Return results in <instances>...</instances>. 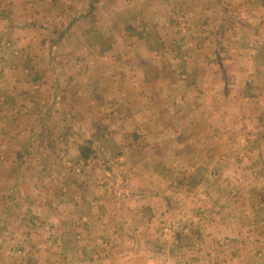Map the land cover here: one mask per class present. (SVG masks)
<instances>
[{
    "label": "rangeland",
    "instance_id": "rangeland-1",
    "mask_svg": "<svg viewBox=\"0 0 264 264\" xmlns=\"http://www.w3.org/2000/svg\"><path fill=\"white\" fill-rule=\"evenodd\" d=\"M1 2L0 16L14 14L18 17L15 18L18 24L26 25L29 22L26 15L34 13L33 16H36L40 4L47 1ZM263 2L264 0H63V9L60 8L61 5L57 9L54 7L56 11L53 8V12L59 15L67 13L72 18H81V24L77 25L79 32L85 31L84 34L91 36L80 43H84L86 47L89 45L94 50L110 49L104 59L105 66L109 68L108 64H119L120 73L125 72L121 73V81L115 83L117 86L112 84L111 89L107 90L108 107L105 106V113L124 109L140 113L139 116H131L129 120H116L107 116L106 119L95 122L69 121L68 131L73 134L70 140L78 137L83 144L93 148L89 158L93 163L90 174L98 178L104 176V180L109 182L110 194H115L116 189L121 188L118 187L120 182L152 178L154 190L163 200L158 205L159 210L166 211L163 215L157 212L158 216L157 206L149 205L144 209L147 217L139 222L130 216H111L103 224L108 225L106 229L100 227V220H97L98 225L93 233H88L90 242L81 231L76 235L78 241L84 242L82 245L73 239V232L66 231V226L65 230L62 228L61 217L47 215L40 218L28 236V246L35 240L47 246L46 257L51 258L43 260V264H172V260L177 257L181 261H186L187 257L190 262L197 258L201 264L202 260L208 259L230 260L234 250L216 242V234L212 232L218 229L217 224L220 222L224 228L233 224L231 218L227 222L219 215L226 208L236 206L239 210L245 208L247 203L249 208H264V152L257 150L263 140L249 134L254 128L251 116L264 110L262 100L253 103L249 101L252 91L245 88L238 89V97L234 101L225 97L216 101V97L210 95H205V99L192 86L177 87L180 74H169V36H177L182 22L189 24L190 21L203 19L212 23L219 21L221 26L228 27L232 18L235 24L238 22L237 28L240 24L242 28H246V16H252L251 21L257 18L262 21ZM31 22L42 25L43 21L39 19ZM18 24L0 23V39L4 40V35L9 38L19 35ZM255 24L253 27L257 32H252L253 35L262 34L259 21ZM233 26L235 25L232 24V30ZM247 30L250 34L251 31ZM247 35L239 38V42L244 44ZM43 39L42 43L33 46V50L41 52L44 57H25L21 47H18L16 53L14 44L9 46L8 39L7 42L1 41L0 162L7 160L9 134L22 130L21 126L16 129L17 116H20V120L25 116L21 112L22 106H26V102L30 100H36L38 96H48L52 92L41 89V82L53 79V69L45 53L57 46H54L55 40L50 41L46 37ZM186 45L183 44L181 49ZM179 48L173 51V55L181 50ZM53 59L51 58L52 64L65 61L60 57ZM66 59L69 60L70 57ZM244 62L245 60L242 64ZM133 63L152 67L146 74H134L133 77V71L128 73L133 69ZM13 64L19 70L22 66L32 68L33 65L40 64L43 71H48L44 72L40 83H36L35 86L39 87H34L33 83L30 85L29 81L25 82L26 74L18 73L13 67L12 70L9 68ZM7 65L9 71L5 70ZM178 69H181L180 66ZM29 74L30 79H35L34 71ZM143 75L147 80L146 85L141 83L137 88L138 84L135 83H139L138 79H143ZM169 82L173 84L169 85ZM123 83L124 88L120 87ZM183 91L186 93L184 98ZM123 98L125 100L121 101ZM213 99L216 104L207 102ZM16 111L20 113L16 114ZM88 126L93 127V130L98 128L99 134L93 131L96 133L92 136L93 132L89 130L92 128ZM80 132L83 135L79 138L76 134ZM105 133L110 134L104 136ZM43 140H48L47 136H43ZM55 170L59 173L55 177H60L66 183H70L81 173L75 170V174L70 167L65 169L63 166ZM83 175L85 174L82 173L81 176ZM54 191L58 194L60 190L55 187ZM61 192H64L63 189ZM54 207V212L64 209L59 201L55 202ZM169 208L176 214L169 215ZM71 221L73 218H69V226L73 225ZM149 224L154 232L146 228ZM49 225L55 227L50 228ZM138 228L145 231L141 237L137 232ZM224 233L225 236L220 238L229 243L230 235ZM2 237L0 242L5 249L0 257H8L7 252L13 254L12 249L15 247H18L16 251L22 248L23 253H17L19 257H29L31 249L24 247L21 237L20 241L12 238L7 229L3 231ZM93 240L94 244L89 246ZM196 245L201 248L197 249ZM32 256L35 260L27 264H39L40 256Z\"/></svg>",
    "mask_w": 264,
    "mask_h": 264
},
{
    "label": "crops",
    "instance_id": "crops-1",
    "mask_svg": "<svg viewBox=\"0 0 264 264\" xmlns=\"http://www.w3.org/2000/svg\"><path fill=\"white\" fill-rule=\"evenodd\" d=\"M44 1L47 2L40 4L36 16H33L34 13L26 15L29 19L26 25L18 24L15 19L18 17L14 14L0 16V23L20 26L19 35L11 38L4 35V40L0 39V44L1 41L7 42V39L10 42V44L7 43L9 46L14 44L16 53H18V47H21V51L26 53H23L25 57L43 56L41 52L33 50L34 45L44 41L43 37L50 41L55 40L54 46H57L45 53L53 69V79L41 82V89L52 92L48 96H38L36 100H30L26 102V106H22L21 112L25 116L21 120L20 116H17L16 126V129L21 126L22 130H18L15 134H9L10 146L6 147L7 160L0 162V241L3 238V231L7 229L12 238H17L18 241H20V237L22 238L21 241L25 243L24 247L31 249L30 255L27 258L19 257L17 253H23L21 252L22 248L16 251L18 247H15L12 249L13 254L7 252L8 257H0V264H27L35 260L32 255L40 256L38 257L39 264H43L45 260L51 258L46 257L47 246L44 243L41 244L35 240L28 246L30 232L35 229L38 220L47 215L61 217L60 225L64 230L66 226V231L73 232V239L76 241H78L76 235L78 236V232L81 231V234L86 236L84 238L90 242L91 239L88 238V235L92 234L95 226L98 225L97 220H100V227L106 229L108 225L104 226L103 224L105 221H109L108 218L111 216L122 218L130 216L139 222L144 219L143 217H147L144 214V209L149 205L157 206L156 213L164 214L166 211L159 210L158 205L163 200L159 194H156L158 192L154 190L152 178L120 182L118 187L121 188H117L115 194H110L111 188L109 182L104 180V176L98 178L90 174L93 163L92 159L83 160L80 151L83 142L77 139L78 137L70 140L73 134L68 131L67 123L69 121L95 122L106 119L107 116H112L116 120H129L131 116L136 117L140 113L137 110L129 112L126 109L120 110V112L114 110L113 113H105L104 109L108 103L109 95L107 90L111 89L112 84L119 83L121 73L125 72L120 73L119 64H108L109 68L105 66L104 59L110 49H108L109 51H99L80 43L91 36L88 33L84 34L85 31L79 32L77 25L81 24L79 21L81 18H72L67 13L59 15V13L53 12L55 8L62 6L63 0ZM60 8L63 9V6ZM261 8L264 11V2ZM43 17L46 18L43 19ZM249 18L250 15L246 16V28H242L241 24L237 28L238 22L235 24V20H231L232 18H230L228 27L221 26L219 21L212 23L205 19L190 21L189 24L182 22L177 36L172 38L169 36V74H180L179 84L177 83L176 86H192L199 90V94L205 99L207 98L205 95H210L216 97V101L222 97L234 101L238 97V89H249L252 91L249 101L253 103L262 100L264 109V23L262 22L264 17L262 21L258 18L251 21V16L248 22ZM39 19L43 21L42 25L31 22L39 21ZM258 21L263 32L260 35H253L252 32H257L253 26ZM232 24L235 25L233 30L231 29ZM247 29L251 31V35L248 34ZM245 35H247L246 42L242 44L239 42V38H243ZM185 43L187 45L181 49ZM221 47L225 49L223 50ZM178 48L181 50L173 55V51ZM228 48H231L230 51L227 50ZM58 57L64 58L65 61L60 60L52 64L51 58L56 60ZM66 57L72 58V61L67 60ZM116 57L119 58L118 55ZM244 60L245 62L242 64ZM132 66L133 69L129 67L132 70L127 71L128 73L133 71L134 73L131 74L133 77L134 74H139V76L141 73L146 74L147 70L152 67L134 63ZM178 66L181 69H178ZM9 68L26 74L25 82L29 81L30 85L33 83L34 87H39L35 86L36 83L39 84L42 77L44 78V72L48 71H43L40 64L33 65L32 68L22 66L19 67L20 70L13 64ZM5 70H8V65L5 66ZM32 71L35 72V79H30L29 73ZM109 74L111 75L108 76ZM174 79L172 76V80ZM138 81L139 83H135V85L138 84L137 88L141 83L146 85L145 75ZM124 83L120 87L124 88ZM172 84L169 82V85ZM185 95L186 93L183 91L182 97L184 98ZM256 97L258 98L254 99ZM124 100L125 98L121 101ZM207 102H210L211 105L212 103L216 104L214 99ZM263 112L264 110H260L251 118L249 116L251 123L254 124V128L250 130L249 134L262 138L263 143L257 149L261 152H264ZM18 113L20 112L16 111V114ZM95 127L97 126L95 125ZM88 128H92L89 129L92 132L98 131V128H94V130L93 127L88 126ZM96 132H93L92 136ZM97 134L99 133L97 132ZM108 134L110 133H105L104 136ZM78 135L80 138L83 133L76 134V136ZM43 136H47L48 140L44 141ZM61 166L65 169L70 167L75 174V170L81 173L77 174V177L70 183L63 182L60 177H55L59 174L55 169ZM82 173L85 175L81 176ZM131 185L135 188L130 187ZM55 187L58 188V191L60 190L58 194H55ZM62 189L64 192H61ZM56 201L64 205V209L60 208V212H54ZM251 201L254 204L253 199ZM246 205L245 208L239 210L238 207L231 206L224 212H220L219 215H222L223 220L228 222L231 218L233 224L224 228L220 222L217 224L218 229H214L212 232L216 234V242L234 250L230 260L208 259L202 260L203 264H264V208L255 209L249 208L248 203ZM170 208L169 215L176 214ZM157 215L159 216L158 213ZM69 218H73L71 221L73 225H68ZM56 225L59 227V224ZM151 226L149 224L146 228L154 232L150 228ZM49 227L54 228L55 226L49 225ZM137 232L141 237L145 231L143 228H138ZM224 232L230 235L229 243L220 238L225 236ZM221 233L224 234L220 235ZM243 234L245 235L243 236ZM78 242L81 245L84 243ZM92 244H94V240L89 246ZM171 246L176 247L173 244ZM196 246L197 249L201 248L200 245ZM138 247H140V243ZM4 249V244L0 242V254ZM171 258L173 259V257ZM177 258L172 260V264H201L197 258H193L195 261L191 262L187 257H185L186 261ZM209 260L211 261L208 262Z\"/></svg>",
    "mask_w": 264,
    "mask_h": 264
},
{
    "label": "trees",
    "instance_id": "trees-1",
    "mask_svg": "<svg viewBox=\"0 0 264 264\" xmlns=\"http://www.w3.org/2000/svg\"><path fill=\"white\" fill-rule=\"evenodd\" d=\"M80 151H81V155L82 157L87 160L90 158L91 153L93 151V148H91L90 146H87L86 144H81L80 146Z\"/></svg>",
    "mask_w": 264,
    "mask_h": 264
}]
</instances>
